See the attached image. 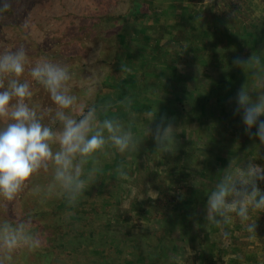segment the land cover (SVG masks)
<instances>
[{"label": "rangeland", "instance_id": "obj_1", "mask_svg": "<svg viewBox=\"0 0 264 264\" xmlns=\"http://www.w3.org/2000/svg\"><path fill=\"white\" fill-rule=\"evenodd\" d=\"M108 1H112L109 13L104 15ZM181 5L193 14L201 13L207 24L213 22L223 31L226 25L221 23L227 21L238 27L239 21L246 24L248 21L256 22L259 26L264 23V0H81L79 4L64 0V6L53 0H11V7L0 13V53L15 51L20 47L27 53L28 62L21 80H27L32 87L30 103L39 105L41 109H55L50 94L30 77V69L43 60L67 66L73 74L70 84L72 94L89 106L98 104L99 108L110 105L106 112L98 113L99 118L105 119L101 116L105 113L119 119L126 128L131 127L138 141L136 156L126 152L116 157L118 151L115 148H106V154L99 155V170L74 206L59 203L63 198L32 195L33 186L48 183L50 174L44 173L35 176L15 201L7 202L0 198V222L8 220L15 224L30 219L32 231L41 233L45 239L44 245L34 252L18 250L14 257L15 264H151V253L159 254L158 243L168 236L171 229L173 232L166 249L168 253L159 258L160 264H229L231 256L241 257V250L249 252L247 260L241 264H264V212L251 211L249 221L243 224L235 214H230V223L218 226L206 220V208L203 212L197 208L189 220L186 219L189 232L185 225L181 228L180 223L185 224V219L181 221L180 214L175 215V205L180 195L189 194L192 187L209 188L210 181L202 174L205 163L203 150L206 147L211 150L213 146L223 159L225 155L228 156L226 166L221 167L223 174L230 164L232 167L229 171L247 167L249 162L264 167V144L260 143L259 138L237 135L244 133L241 115L233 114L238 89L227 103L226 120L217 118L215 112L217 117L211 116L215 122H210L209 118L204 123L199 122L202 124L200 131H206L204 139L197 138L199 133L194 134L197 138L195 143L189 139H175L185 146L188 156L184 159L170 151L162 153L157 150L152 134L147 133L148 128L154 129L153 121L150 122L144 113L130 110L129 103L122 104L116 99V84L129 79L127 69L134 67L135 73L146 82L152 76L157 81L159 77L168 75L167 59L175 55L170 41L177 32L182 35L186 30V22L180 17ZM146 8L158 9L160 13L157 11L159 15L151 12L136 17L129 15L132 9L142 11ZM35 11L42 12L36 14ZM96 14L102 16L96 18ZM25 22H28V27H25ZM147 26V33L145 31L143 37L142 31ZM124 29L130 31L124 33L131 39L130 45L122 46L120 33ZM228 47L223 51L226 58L239 57L236 44ZM154 53L159 56L155 57L158 59L156 64L150 61L145 64ZM189 59L184 54L182 59L176 61L178 74L193 77L201 85L223 74L229 75L232 71L223 66L189 62ZM120 60L124 61L126 68L119 64ZM89 88L93 89L90 96L86 95ZM155 89L165 96L169 88L158 84ZM247 90L254 100L258 98V93L253 92L261 90L257 78ZM101 98H106L104 103H100ZM132 113L136 114L135 117ZM44 122L48 123L47 117ZM190 125L182 133L180 127L176 128L172 123L176 135L191 139L193 132L187 131L197 128V121ZM208 135L216 139L212 146L209 143L206 145ZM221 136L230 137L224 146L221 145L223 151L218 148V138ZM144 139L146 148L139 142ZM256 144L259 147L255 148ZM173 147L171 145V150ZM152 149L156 150L154 154L150 152ZM237 153L242 157L239 163ZM121 165L128 174L126 180L118 178L116 169ZM90 167L86 166L85 171ZM156 171L158 177L152 175ZM257 186L264 193V181H257ZM149 190L154 192L155 199L148 196ZM198 216H204L205 220L203 217L198 220ZM170 222L174 225H170ZM251 222L256 223L255 233L246 230V224ZM213 241L218 242V246L206 253L207 257L203 259L199 256L201 248L203 245L205 248L211 247Z\"/></svg>", "mask_w": 264, "mask_h": 264}, {"label": "clouds", "instance_id": "obj_2", "mask_svg": "<svg viewBox=\"0 0 264 264\" xmlns=\"http://www.w3.org/2000/svg\"><path fill=\"white\" fill-rule=\"evenodd\" d=\"M10 7L11 0H0V13ZM27 62L23 47L0 53V198L15 201L35 176L44 173L50 174L48 183L33 186L32 195L63 198L69 206H74L99 170V155L106 154V148H115L121 154L136 151L138 141L131 127L126 128L119 119L99 118L98 113L106 112L110 105L89 106L72 94L73 74L67 66L43 60L32 67L30 77L50 94L55 109H41L30 103L32 87L27 80H21ZM260 62L261 57L254 54L247 60L233 59V64L242 69ZM254 75L261 89L253 91L258 93V98H252L247 83L242 85L234 97L233 114L241 115L246 134L258 137L264 144V120L260 119L264 116V73L254 72ZM92 91L89 88L86 95L90 96ZM145 115L152 122L157 114ZM46 117L48 123L44 122ZM166 121L167 117L161 116L155 128L147 130L162 153L172 151L176 135L172 124ZM254 126L255 133L251 131ZM88 165L91 167L85 171ZM231 167L230 164L224 170L207 199L206 220L218 226L230 223V214H235L243 224L249 221L251 211L264 212V193L257 186V181H264V167L251 162L235 171H229ZM116 172L118 178L128 179L123 165ZM153 193L149 190L148 196L155 199ZM255 228V222L246 224L248 233H255ZM44 243V236L32 231L30 219L15 224L8 220L0 222V264H15L18 250L34 252Z\"/></svg>", "mask_w": 264, "mask_h": 264}, {"label": "trees", "instance_id": "obj_3", "mask_svg": "<svg viewBox=\"0 0 264 264\" xmlns=\"http://www.w3.org/2000/svg\"><path fill=\"white\" fill-rule=\"evenodd\" d=\"M45 1L49 2L51 0ZM53 1L64 6V0ZM73 1L78 4L81 3V0ZM108 2L109 5L105 4L104 15L109 13V6L112 1ZM181 6L182 10L179 11L181 15L180 17L183 22H186V30L182 35H178L177 32V35H173L170 41V43H173V45H170H172V51H174L175 55H170L171 57H168L167 62L165 60L167 64L166 68L168 69V75L166 77H159L156 81L155 78H152L153 74L152 72H150L152 76L151 80H149L148 78L149 81L146 82L144 81V79H141L139 75H137V73H135L134 67H132L131 69H127L129 70L130 74L129 79H125L124 81L116 84V99L120 103L122 102V104L129 103L128 106L130 110H135L144 114L148 112L157 114L155 120L153 121V128H155V125L160 120L161 116L167 117L166 123H174L176 125V128L180 127L179 131H182V133H185V131L191 126V122L193 123L197 121L198 127L193 131H187L190 133L193 132L191 134V139L189 136V138H183L182 136L184 135H175V139L177 140L179 138L189 139L195 143L197 142V138L204 139V135L206 133L204 129L201 130L202 133H200V128H202L200 127V125L202 124L199 122L204 123V121H206L208 118L210 119V122H215L214 117L211 116L213 115L217 117L216 113L218 114L217 118H225L226 120V117L228 115H225V111L228 107V101H230V98H232V93L236 89H240L241 86L246 83V88H248L250 83H253L256 80L254 72L264 73V23L259 26V24H257L256 22L249 23L248 21V23L246 24L243 21H239L240 23H238V27L237 25L235 26L231 21H227L226 23H221L222 25H226V28L223 31L216 27L213 22H211V25L210 22L207 24V21L203 20V15H200L201 13L193 14L188 9H186L187 7H185L184 5ZM132 10L130 11L129 15L135 17L149 15L151 12H155L154 15H159L160 13L158 9L154 11L149 8L143 9L142 11ZM157 11L159 13H157ZM40 12L42 11H35L36 14ZM129 15L125 18H129ZM101 16V14L94 15V17L96 18H99ZM148 27L149 26H147V28L144 27L146 28V30L144 29V31H142L143 37L145 36L144 32L146 31L147 33ZM150 27L154 28L155 26L150 25ZM187 27L189 28V30L187 29ZM124 32L130 33L128 29H124L122 33H120V36L122 38L121 44L122 46H125L126 44L130 45L131 38H129L128 35H126ZM179 32H181V30ZM189 34H192V36H188ZM217 38H220L221 40L218 41ZM233 44H236V50L239 52V57L247 60L253 54L258 55L261 57L260 64L247 66L245 67V69L235 66L233 64L234 58H226V53L223 52L225 51L226 47H231ZM174 45L176 46L174 47ZM218 48H221V51H218ZM184 54L191 58L188 60L189 62L194 61L197 64L207 66L212 65L215 67L223 66L225 68H231L230 70L232 71L229 73V75L223 74V76H221L220 78L212 79L210 83L201 85L198 83V80L195 78L193 79V77L186 78L178 74L176 61L182 59V55ZM128 55H130V52H128ZM149 57L148 60L145 61V64H147L146 62L148 61H150L152 64H156L158 59H156L155 57L158 58L159 56L154 53ZM123 63V60L119 61L120 65ZM123 67L126 68L124 64ZM190 78L192 80H190ZM158 84H163L165 87L169 88L168 93L165 96H161L157 93L155 88L158 87ZM105 100L106 98H101L100 103H104ZM96 106L98 107V104ZM101 116H103L104 118H114L111 117L112 115H106L105 113ZM260 119L264 120V116ZM134 127H136V125H134ZM132 129L134 130L133 126ZM251 131L255 133L256 127L254 126ZM242 132L244 133H237V135L241 137L246 135L247 137L256 138V136L254 135L249 136L248 134H246L245 126H243ZM197 133L199 134L197 135ZM194 134L197 135V138L194 137ZM213 137L214 136L212 135L207 136L209 141L206 142V145H208L207 143H209L210 146H212L213 140L214 142L216 141V139H213ZM228 140H230V137L227 138L226 136H221V138H218L219 150H224L223 146ZM139 142L143 145L144 148H146V145H144L146 143L145 139L144 141ZM172 145H174L175 148L173 147V150L170 151L171 154H177L179 158L182 159L188 156L183 143L175 141ZM255 146V148L259 147L258 144H256ZM136 151L131 152V154H133L134 156L138 155V152ZM155 151V149L150 150L151 154H154ZM203 151H205L203 153L205 163L202 174L205 179H209V188L192 187V189H190L189 191V194L180 195L178 203L177 205H175V215L180 214L181 221L185 219V224L182 222L180 223L182 224L181 228L183 229V226L185 225L184 227L188 232L189 225L186 219H188L192 215V213L194 214V211L197 210V208H200V212L204 211L207 205L208 195H210V193L215 189L216 184L223 176L221 167L226 166L228 162V156L225 155V158L223 159L218 152H215L213 146L211 147V150L206 147V149H204ZM128 153L129 152H127V154ZM236 155L238 158L237 163H239L242 157L239 156L238 153ZM115 156L120 157V153L117 152ZM182 168L184 169L185 167L183 166ZM152 175H154V177H158L157 175L159 174L156 171ZM170 178L171 175L169 176V179ZM59 203L64 206L67 204L65 199H61ZM197 213L199 212L197 211ZM202 217L205 220V217ZM202 217L198 216L197 219L201 220ZM172 224L174 225L173 222H170V225ZM211 226H213V224H211ZM171 232H173V229L169 230L168 236L162 238L159 241V254H157V252L155 254L151 253V264H160L159 258L168 253L166 249L168 246V242H170L171 240ZM210 246L211 247L205 248V246L203 245L201 251L199 252V256L205 259V257H207L206 253H209V251L212 252L214 247L218 246V242L213 241L211 242Z\"/></svg>", "mask_w": 264, "mask_h": 264}, {"label": "crops", "instance_id": "obj_4", "mask_svg": "<svg viewBox=\"0 0 264 264\" xmlns=\"http://www.w3.org/2000/svg\"><path fill=\"white\" fill-rule=\"evenodd\" d=\"M260 221V220H259ZM257 221V222H259ZM260 223V222H259ZM232 250H238V249H232ZM248 250V249H247ZM249 252H247L246 250L245 251H240V256L241 257H233L231 256V260L229 261V264H241L244 260H247L246 259V256H248ZM261 254V253H259ZM258 254L259 258H261V256ZM263 254V255H262ZM262 258L264 257V253H262ZM254 255V254H253Z\"/></svg>", "mask_w": 264, "mask_h": 264}]
</instances>
